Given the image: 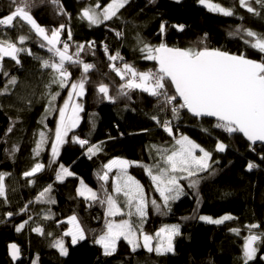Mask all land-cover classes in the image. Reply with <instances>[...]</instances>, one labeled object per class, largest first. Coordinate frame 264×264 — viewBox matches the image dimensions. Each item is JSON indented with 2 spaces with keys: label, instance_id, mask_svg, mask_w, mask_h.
<instances>
[{
  "label": "trees",
  "instance_id": "16d2710c",
  "mask_svg": "<svg viewBox=\"0 0 264 264\" xmlns=\"http://www.w3.org/2000/svg\"><path fill=\"white\" fill-rule=\"evenodd\" d=\"M99 2L104 6L110 0ZM210 2L234 7L235 15L226 17L209 11L199 0H130L121 9L118 19L92 26L86 20H81L80 15L83 8L95 4L96 0H88L81 5L74 0H59L66 14H61V8L51 0H30L33 5L30 11L37 22L48 30L66 25L61 32V40L67 39V30L70 29V53L76 51L78 44H83L85 50L81 52L80 59L95 65L89 74L86 94L81 99L84 111L80 113V125L69 133L68 142L61 146L57 163L51 168L48 165L58 112H50L45 118V109L50 93L60 92L55 101V107L59 108L70 89H60L55 84L48 87L51 69L43 68L42 61L52 54L47 47H40L41 43L46 42L34 31L30 32V26H0V39L16 40L18 47L32 53L21 52L19 65L11 58H5L4 67L9 75L0 73V90L11 76L17 78V84L0 95V173L9 174L5 176L7 202L0 198V264H13L8 255L11 243L21 248L23 260L19 264H33L37 258L38 264H243L244 237L249 234L245 225L259 224L261 228L254 231L264 230V160L260 158L264 155V147L250 145L238 133L228 134L215 128L216 122L193 118L186 110H181V119L172 120L176 126V136L181 133L189 136L211 151L213 160L218 161L208 172L199 174L202 179L197 189L188 188V180H181L188 194L172 202L171 212L167 215L158 214L149 205L147 221L143 225L146 232L154 234L165 225L180 226V235L174 240V252L157 255L138 249L133 253L130 246L121 241L115 254L103 255L102 248L94 240L104 225L105 207L99 203L89 206L91 202L77 194L81 180L101 198L105 190L113 194L115 172L109 174V181L105 184L98 177V174H103V165L114 158L139 161L145 165L160 162L162 165L160 156L151 146L170 149L174 143L173 137L151 119L152 115L172 119L170 111L158 112L156 98L140 90L132 91L130 100L117 96L119 85L125 81L110 67L112 61H109V55L122 52L128 56L129 64L139 71L155 70V62L144 59L146 53L140 51L143 44L138 43V39H142L153 46L163 41L170 47L206 46L233 54L243 53L256 60L264 56L245 44L244 41L251 38L243 31L237 32L243 28L264 33V8L251 0L253 7L261 13L255 16L240 8L238 0ZM10 5L11 0H0V13L7 14ZM161 23H166L163 35L160 34ZM174 25H184L183 31ZM117 32L123 35L117 36ZM19 35H29L30 39L19 44L16 39ZM93 41L94 47L89 48V42ZM105 45L108 52L104 50ZM81 70L71 68L72 79H79ZM100 83L109 85V94L117 97L115 103L103 99L102 94L98 93ZM42 118L43 123L40 122ZM9 127H13V131L5 135ZM41 131L45 132L48 140L37 156L33 149ZM73 134L87 138L92 144L103 142V150L90 157L87 146L82 148L71 141ZM217 141L228 145L224 152L215 151ZM249 161L259 167L248 171L246 165ZM35 163L44 164V170L33 177H25L24 173L31 170ZM59 164L75 175L66 176L63 182L57 181L55 171ZM128 172L144 186L149 200L156 199L163 206L159 193L143 168L132 166ZM29 180L33 183H29ZM49 184L52 185L49 196L56 202L48 203L47 198L43 203L38 202L36 197ZM25 208L26 211H22ZM8 212L13 215L8 216ZM225 214L235 219L221 225L208 224L199 219L201 215L219 218ZM72 215L78 217L86 233V239L76 245L71 243L69 236L63 235L69 226L67 218ZM46 216L51 218L45 219ZM24 221H28V224L17 232L16 228ZM35 227L43 228L44 234L31 230ZM230 228L241 229L240 235L229 231ZM60 238H63L68 250L65 256L53 247L54 241ZM262 257L264 246L249 264H264Z\"/></svg>",
  "mask_w": 264,
  "mask_h": 264
},
{
  "label": "snow or ice",
  "instance_id": "6c2138e0",
  "mask_svg": "<svg viewBox=\"0 0 264 264\" xmlns=\"http://www.w3.org/2000/svg\"><path fill=\"white\" fill-rule=\"evenodd\" d=\"M51 2L63 11L59 0ZM130 0H110L109 3L102 6L99 0L81 10V20H86L89 25L99 26L105 21H111L119 18L121 9L128 5ZM154 2V0H151ZM199 3L208 8L209 11L222 14L226 17L235 15L234 7H224L210 0H199ZM264 8V0H255ZM240 8H245L248 13L255 16L261 15L253 7L251 0H238ZM14 6V7H13ZM32 4L30 0H11L10 11L7 14L0 13V26L5 28H23L30 26L29 31H34L36 36L40 37L45 43L40 47H47L52 56L42 61V67L51 69L49 73L51 79L48 87L55 84L60 89L69 88L67 98L61 107H55V101L60 92L50 93L48 107L45 109V118L50 112H58V119L54 130V139L51 143V159L48 167L56 164V157L59 156L60 148L68 142L69 133L73 132L81 122L80 113L84 111L83 104L79 102L86 94V84L90 79V72L95 68L94 64L83 62L80 54L85 50V45L78 44L76 51L70 53L69 40L72 39L71 30H67V39L61 40V32L65 30L66 25L61 24L58 28L51 30L41 26L31 14ZM243 19V17H241ZM23 22V23H22ZM179 31H183L184 25H174ZM243 33L251 39L244 42L250 49L260 54H264V33H257L250 29H238L237 32ZM50 32V34H49ZM166 32V23L160 24V34ZM122 36L121 32L116 33ZM234 35V33H229ZM19 44L30 39L29 35H19L16 38ZM138 43L143 44L140 49L145 52L143 57L146 60L154 61L155 70L139 71L135 66L123 63L122 67L115 64L110 65L112 70L120 77L124 83L119 85L117 96L131 99L130 93L134 90H140L149 94L157 100V109L159 113L170 111L172 119H165L159 115H152L151 119L156 121L170 137H173L172 147L160 148L156 145L151 146L160 156V162L154 165H145L139 161H130L123 158H114L103 165V174H98L100 180L107 182L109 173L116 169V174L112 183L113 192L116 195L109 194L106 190L103 198L97 192L88 187L81 180V186L77 189V194L92 204L99 203L105 207L104 225L100 234L94 240L103 250V255L111 256L118 250V244L121 241L126 242L134 253L138 249H144L149 253L155 252L157 255H164L174 252V239L180 235L179 225H165L154 234H149L143 228L147 221L148 208L151 205L158 214L167 215L171 212V203L178 201L182 196L188 193L181 180H188L187 187L197 189L200 179L199 174L208 172L212 165L218 163L213 160L211 151L195 142L189 136L179 134L176 136L174 128L176 127L172 120L181 119V110H186L194 117H212L217 121L215 128L221 129L228 134H243L247 141L252 145L256 142H264V56L261 59H251L245 54H233L220 49L203 47L179 48L170 47L165 42L158 46L149 45L138 39ZM95 42H89L88 47H94ZM203 44V40L200 41ZM62 45V47H57ZM105 52L108 48L105 45ZM21 52L32 53L23 47H18L16 40L0 39V73L8 76L4 67L6 57L11 58L17 65L21 63L19 54ZM109 61L123 60V57L117 52L115 55L108 56ZM71 68L82 69L79 79H72ZM127 78V79H126ZM17 84V78L11 76L4 88L0 90V95L7 93L10 86ZM97 91L102 94L103 99L115 103L117 97L109 94V85L100 83ZM44 118L40 121L43 123ZM46 127V125H45ZM94 127V125H93ZM178 130V129H177ZM13 127H9L5 135L11 133ZM208 132L207 129H202ZM40 139L36 141V147L33 149L35 155L39 156L42 146L47 142L48 137L45 132H39ZM73 143L79 144L82 148L87 145L89 156L96 155L102 151V143L92 144L87 138H80L73 134L71 136ZM228 145L222 141H217L215 151L224 152ZM15 150V149H14ZM255 149H253L254 151ZM197 151L200 153L197 154ZM264 160V155L260 157ZM132 166L141 167L150 177L155 191L159 193L163 206L156 199L149 200L145 193L144 186L135 177L129 174L128 169ZM259 167L256 163L249 161L246 165L248 171ZM45 165L35 163L31 170L24 173L25 177H33L44 170ZM155 169V171H154ZM7 173H0V198L7 202L5 176ZM63 164L58 165L55 171L57 181L63 182L65 177L74 176ZM29 183L33 181L29 180ZM103 189V186H102ZM52 191V185L49 184L36 197L38 202L55 203L56 201L49 196ZM122 195V202L119 197ZM199 200L197 203L199 204ZM31 203V201H30ZM125 208L127 211H125ZM22 211H26L22 209ZM12 216V212L7 213ZM128 218H123V217ZM116 217H121L117 220ZM132 217H136L135 220ZM46 216L45 219H50ZM31 219V217H29ZM199 219L210 224L221 225L226 221L234 220L230 214H225L219 218H213L207 215L199 216ZM28 221L20 224L16 231L20 232ZM67 224L70 227L63 233L64 236L71 237V243L77 244L85 240V229L82 227L78 217L72 215L67 218ZM248 235L244 237L243 244V264H249L257 257L258 251L264 246V230L260 229L259 224L245 225ZM32 231L44 234V229L35 227ZM229 231L240 235L241 229L230 228ZM51 236L52 233H47ZM155 241V244H153ZM11 256L15 260L20 255V249L16 244L10 246ZM53 247L58 248L61 255H67V248L64 245L63 238L56 239ZM264 258V257H262ZM33 264H38L37 260Z\"/></svg>",
  "mask_w": 264,
  "mask_h": 264
},
{
  "label": "water",
  "instance_id": "95a60500",
  "mask_svg": "<svg viewBox=\"0 0 264 264\" xmlns=\"http://www.w3.org/2000/svg\"><path fill=\"white\" fill-rule=\"evenodd\" d=\"M187 112V111H186ZM188 113V112H187ZM190 116H192L190 113H188ZM193 118H196V119H207V120H212V121H215V122H217L216 120H215V118H212V117H194V116H192ZM240 134V133H239ZM240 135H242V137L247 141V139L243 136V134H240ZM249 144H251V142H249V141H247ZM252 145V144H251ZM260 145H262V146H264V142H256V144H254V146H260ZM11 244H13V243H11ZM10 244V245H11ZM14 244H16V243H14ZM9 245V246H10ZM17 245V244H16ZM8 246V255H9V258H10V260H11V262L13 263V264H19L20 262H22V260H23V256H22V253H21V248L18 246V248L20 249V255H19V257L17 258V259H13L12 258V256H11V250H10V247Z\"/></svg>",
  "mask_w": 264,
  "mask_h": 264
},
{
  "label": "bare ground",
  "instance_id": "6f19581e",
  "mask_svg": "<svg viewBox=\"0 0 264 264\" xmlns=\"http://www.w3.org/2000/svg\"><path fill=\"white\" fill-rule=\"evenodd\" d=\"M75 1V3L76 4H78V5H81V4H84V3H86V2H88V0H74ZM61 12V14H66V12H65V9L63 10V11H60ZM106 22V21H105ZM122 57H123V60H121L122 62H127L128 64H129V58H128V56L127 55H125L124 53H122L121 52V54H120ZM116 61H112V63L111 64H114ZM207 120V119H206ZM210 121H212V120H210ZM213 122H215V121H213ZM239 134V133H238ZM240 135V134H239ZM240 136H242V135H240ZM243 138V137H242ZM244 139V138H243ZM245 140V139H244ZM246 141V140H245ZM247 142V141H246ZM251 145V144H250ZM252 146H254V145H252ZM260 146H262V145H260ZM262 147H264V146H262Z\"/></svg>",
  "mask_w": 264,
  "mask_h": 264
},
{
  "label": "rangeland",
  "instance_id": "374dc122",
  "mask_svg": "<svg viewBox=\"0 0 264 264\" xmlns=\"http://www.w3.org/2000/svg\"><path fill=\"white\" fill-rule=\"evenodd\" d=\"M57 47H60V45H57ZM6 58H8V57H6ZM79 102H81L82 103V101L80 100ZM197 154L199 155L200 153L197 151ZM58 157H56V159H57ZM112 172H115V174H116V169H113V171ZM112 172H110L109 174H111ZM114 177H115V175H114ZM109 178H110V175H109ZM114 180V179H113ZM108 181H109V179H108ZM108 181L107 182H105V184H107L108 183ZM84 184H86V183H84ZM87 185V184H86ZM80 186H81V184H80ZM79 186V187H80ZM88 186V185H87ZM89 187V186H88ZM94 191V190H93ZM96 192V191H95ZM113 195H116L115 193H113ZM119 199V201H121L122 202V200H123V197H122V195L118 198ZM125 211H127V209L125 208ZM123 218H128V217H123ZM135 217H132V219H134ZM116 219L117 220H119V219H121V217H116ZM203 222H205V221H203ZM205 223H207V222H205ZM208 224H210V223H208ZM69 225V224H68ZM70 227V225L68 226V228ZM85 235H86V233H85ZM70 239H71V237H70ZM175 240V239H174ZM83 241V240H82ZM80 242V241H79ZM78 242V243H79ZM77 243V244H78ZM153 244H155V241H153ZM76 245V244H75ZM59 250V249H58ZM67 253H68V250H67ZM65 256V255H64Z\"/></svg>",
  "mask_w": 264,
  "mask_h": 264
},
{
  "label": "built area",
  "instance_id": "2783aa9c",
  "mask_svg": "<svg viewBox=\"0 0 264 264\" xmlns=\"http://www.w3.org/2000/svg\"><path fill=\"white\" fill-rule=\"evenodd\" d=\"M63 9V8H62ZM64 10V9H63ZM123 63L121 60H116V62L114 63L115 65L119 66V67H122L123 66ZM87 146V145H86Z\"/></svg>",
  "mask_w": 264,
  "mask_h": 264
}]
</instances>
